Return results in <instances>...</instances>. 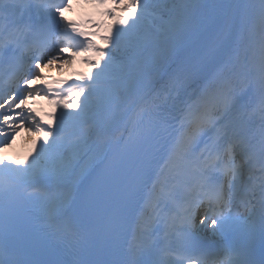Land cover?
Returning <instances> with one entry per match:
<instances>
[{
    "label": "snow or ice",
    "instance_id": "6c2138e0",
    "mask_svg": "<svg viewBox=\"0 0 264 264\" xmlns=\"http://www.w3.org/2000/svg\"><path fill=\"white\" fill-rule=\"evenodd\" d=\"M112 2L108 16L126 14L100 47L63 15L68 0H41L38 21L24 19L30 0H0V62H16L20 37H43L0 91V147L26 123L40 134L30 159L0 157V264H216L205 230L225 242L220 264H264V0L258 16L237 0ZM79 53L94 55L90 72L41 83L45 68ZM41 93L57 109L47 123L26 106ZM181 170L194 184L161 239L145 208L158 207L159 176ZM237 199L249 221L259 216L239 242ZM132 224L142 241L128 240Z\"/></svg>",
    "mask_w": 264,
    "mask_h": 264
},
{
    "label": "bare ground",
    "instance_id": "6f19581e",
    "mask_svg": "<svg viewBox=\"0 0 264 264\" xmlns=\"http://www.w3.org/2000/svg\"><path fill=\"white\" fill-rule=\"evenodd\" d=\"M237 2L241 3V4H249V5H254L255 7H250L248 9H246V11L254 13L258 16V10H259V4H258V0H237ZM77 9V6L75 7ZM75 9V10H76ZM229 12L232 11H244V9H234V10H228ZM246 39V37H245ZM253 39L256 41V47L258 49V41H259V26L257 24L256 28H255V34ZM59 64L60 67H65V66H69V68H71L70 62L64 63L63 61H56L54 62V64L52 65L51 68L53 67H57L56 65ZM49 71V70H48ZM25 127H22L21 130L19 132L16 133L17 140L18 142H11V143H5L4 146H7V150H8V154L9 157L11 159H20L21 161H23L25 158L29 157L30 155H35V146L33 145V142L31 141V139L29 138V136L26 135L25 133ZM21 147L25 148V152L26 153H21L20 149Z\"/></svg>",
    "mask_w": 264,
    "mask_h": 264
},
{
    "label": "rangeland",
    "instance_id": "374dc122",
    "mask_svg": "<svg viewBox=\"0 0 264 264\" xmlns=\"http://www.w3.org/2000/svg\"><path fill=\"white\" fill-rule=\"evenodd\" d=\"M119 10H120V9H119ZM114 18H115V17H110V18H109V23H111L110 26L113 24V22H114V20H115Z\"/></svg>",
    "mask_w": 264,
    "mask_h": 264
}]
</instances>
